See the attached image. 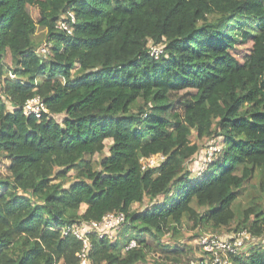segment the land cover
Returning a JSON list of instances; mask_svg holds the SVG:
<instances>
[{"label": "trees", "instance_id": "1", "mask_svg": "<svg viewBox=\"0 0 264 264\" xmlns=\"http://www.w3.org/2000/svg\"><path fill=\"white\" fill-rule=\"evenodd\" d=\"M33 1L0 0V264H80L83 243L67 230L111 212L124 213L122 229L114 241L90 232L87 264L212 257L161 241L180 231L190 241L245 231L228 264H264V0H35L38 20ZM247 41L241 62L232 50ZM35 96L48 110L40 119L23 113ZM218 138L193 176L188 162Z\"/></svg>", "mask_w": 264, "mask_h": 264}, {"label": "built area", "instance_id": "2", "mask_svg": "<svg viewBox=\"0 0 264 264\" xmlns=\"http://www.w3.org/2000/svg\"><path fill=\"white\" fill-rule=\"evenodd\" d=\"M69 15L71 21H73L74 16L71 13ZM56 26L59 29H64L67 30V32H70L69 26L64 20L58 21ZM149 49L151 56H153L155 59H157L162 51L160 46L155 45L149 46ZM23 113L25 115H33L35 118L40 119L42 114L48 113V110L40 98L35 96L26 101L23 107ZM164 160L165 157L161 154L148 157L145 160H142V169L146 167H157ZM124 222V213L111 212L105 214L99 221L80 222L79 224L70 227L67 231H70L83 243L82 250L77 254L78 258L80 259V264H87L86 250L89 247L87 235L90 232H96L100 237L104 235L110 236V233L120 230ZM244 238H250V235L245 231H242L236 236H231L225 239H220L214 236H204L200 238L199 245L202 246L205 252L211 253L212 257L210 259H205V261H196L192 262L191 264H228L225 254L237 252V250L241 247ZM135 245L136 242L133 239H130L125 249L133 248Z\"/></svg>", "mask_w": 264, "mask_h": 264}, {"label": "rangeland", "instance_id": "3", "mask_svg": "<svg viewBox=\"0 0 264 264\" xmlns=\"http://www.w3.org/2000/svg\"><path fill=\"white\" fill-rule=\"evenodd\" d=\"M28 9H29V12H30V14L34 20H38L45 13L43 11V9L41 8V6L35 0L28 7ZM43 37H44V30L41 29L40 27H37L36 34H35V40L36 41L41 40L42 41L41 44H44L45 42H43L44 41ZM151 45L152 44L148 42V46H151ZM251 45H252L251 41L239 42L235 45L232 52L242 62L244 57L249 53ZM47 48L48 47L41 46L39 48L40 53H42V54L48 53ZM5 61H6L7 66H10V67L13 66V61H12V57H11L10 52H8V54L5 58ZM221 140H222L221 138H218L215 141H212V140L208 141V142L203 141L202 149L187 164L188 168H189V170L193 176H197L206 167V165L208 164V161L214 155V152H217L220 150L221 142H222ZM107 153H108V149L106 147L104 150V155H106ZM99 158H100V156H94L92 158L94 161V164H96L95 165L96 168H99V165L97 166V164L99 162ZM8 166H9V161L7 159H5L2 155H0V177H4V176L9 175ZM253 183H255V180L252 181V184ZM251 194H253V189H251L250 187L246 188L244 190V192L238 196L236 204L245 205ZM160 200H161V197L157 198L152 203L153 204L158 203ZM150 205L151 204L149 203V201L147 199H145L142 204L133 203L131 205V209L135 212H140ZM110 234L111 235L109 237L111 238V240L114 241L115 237H117L118 232H112ZM191 234H194V233H192V232L184 233L183 231H180L176 235L177 237L175 239H174V237L171 236V234H166L162 237L161 241L164 244H173V243H176L178 245L188 244L189 246L192 247V249L190 250V253H189V258L196 259L200 255L202 256L203 253L199 249L195 248L196 245H199V241L197 240L198 237H196L195 239H193L191 241L189 240V235H191ZM210 235H214L220 239H225V238L231 237V234L229 232H225V231H218L215 234H211L210 232H204V233H200L199 237H201V236L207 237ZM252 246H253V243L246 242V245L242 249L241 253H247ZM262 246L264 247V243H262ZM150 260H151V263H152V261H154L152 256H150ZM163 262L164 261H162V262L160 261V263H163Z\"/></svg>", "mask_w": 264, "mask_h": 264}]
</instances>
